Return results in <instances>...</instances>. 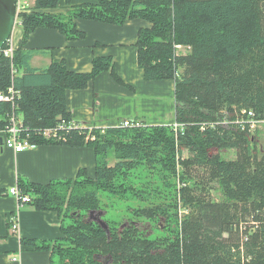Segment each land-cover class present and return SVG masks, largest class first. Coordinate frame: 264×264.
Returning <instances> with one entry per match:
<instances>
[{
  "label": "trees",
  "instance_id": "1",
  "mask_svg": "<svg viewBox=\"0 0 264 264\" xmlns=\"http://www.w3.org/2000/svg\"><path fill=\"white\" fill-rule=\"evenodd\" d=\"M58 2L34 0L31 12L20 16L12 62L0 53V92L11 86L19 92L13 106L0 101V131L15 113L30 142L90 147L96 168L92 176L80 170L72 181L17 182L35 210L55 211L61 222L60 239H22L21 245L50 251L49 264H264V147L257 152L259 125L249 131L248 124L264 121V0H92L65 15L52 13ZM79 19L149 24L138 32V65L146 81L174 82L177 135L171 126L59 129L71 121L67 91L85 89L103 72L120 82L110 56L93 59L89 73L70 71L61 60L42 70L30 66L35 53L24 46L35 30L81 39ZM176 45L188 51L177 54ZM45 129H58L63 138L44 139ZM223 150H234L235 158H221ZM177 155L181 179L192 181L191 168L205 170L223 199L177 201L169 187ZM109 197L137 205L117 209L103 202ZM177 203L187 211L183 217ZM94 213L107 230L91 220Z\"/></svg>",
  "mask_w": 264,
  "mask_h": 264
},
{
  "label": "crops",
  "instance_id": "2",
  "mask_svg": "<svg viewBox=\"0 0 264 264\" xmlns=\"http://www.w3.org/2000/svg\"><path fill=\"white\" fill-rule=\"evenodd\" d=\"M29 4L31 0H28ZM92 0H60L52 13L66 14L72 7ZM31 5H33L31 3ZM81 39H67L55 30L37 29L24 46L34 52L33 69L42 70L54 61H63L70 71L89 73L92 60L110 56L114 72H103L83 90L66 92L70 123L88 129L116 128L124 120H137L145 126L175 124L174 82H149L144 79L137 61L136 40L140 29L149 24L130 20L115 26L99 22L75 20ZM21 25L15 26L13 44L18 48ZM147 122V123H145ZM264 133V123L258 126ZM0 141L3 137L0 136ZM96 155L87 146L37 145L33 150L14 152L0 145V264H49L51 252L21 245L22 239L50 243L61 238L60 218L55 211H38L31 204L19 203L9 195L18 181L39 185L55 180H74L80 170L94 174ZM19 188V187H18ZM15 215L17 230L12 231L9 218Z\"/></svg>",
  "mask_w": 264,
  "mask_h": 264
},
{
  "label": "built area",
  "instance_id": "3",
  "mask_svg": "<svg viewBox=\"0 0 264 264\" xmlns=\"http://www.w3.org/2000/svg\"><path fill=\"white\" fill-rule=\"evenodd\" d=\"M14 2H15V17H13L14 18L13 30L15 26L20 25L21 23L20 16L24 13L25 14L29 13L32 10L31 8L32 5L29 4L28 0H14ZM12 31H11L10 38L7 40L6 44L3 45V48L0 49V53L2 54V56L10 60V62H12V58L16 50V46L13 44V40H12L13 39ZM177 48H179V46H176V49ZM15 72L16 70L14 68L12 69V65H11L12 76L16 74ZM18 96H19V92L14 90V87L11 86L6 91L0 92V101L1 103H8L13 106V104L15 103L14 101L15 98ZM243 113L246 114L247 119L252 117L251 112H243ZM262 123H264V121H261V122L251 121L250 123L248 121L249 131L255 130L257 125H260ZM71 125L73 124L68 123L67 125H65L64 122H61V126L59 127V129H63L65 127L70 128ZM144 126L145 125H143L141 122L137 120H124L119 124L118 127L119 128H140ZM179 126L180 124L178 125L175 123L171 127L173 128L175 132H177V130L180 129ZM57 130L58 129H45L44 131L42 130V138L47 139V140L54 139V140L59 141V139L63 137H60L58 135ZM0 136L3 137L2 142H3L4 147L14 152L15 155L25 150H33L37 147L35 143H32L29 141V136L28 134H26V129L23 127L22 118L20 115H17L15 113H11L8 116L6 128L0 131ZM8 193L12 197L18 199L21 205L29 204L31 202L30 197L28 195L23 194L18 187L10 188ZM9 225L12 231L17 230L18 224H17V219L15 215L10 216Z\"/></svg>",
  "mask_w": 264,
  "mask_h": 264
},
{
  "label": "rangeland",
  "instance_id": "4",
  "mask_svg": "<svg viewBox=\"0 0 264 264\" xmlns=\"http://www.w3.org/2000/svg\"><path fill=\"white\" fill-rule=\"evenodd\" d=\"M33 2L34 0H31L30 4ZM176 46L174 47V49H175V53L177 54H185L188 51V49L185 46H179V48L177 49H176ZM179 128L181 127L179 126ZM256 130H259V129H256ZM174 134L177 135V132L174 131ZM176 135H175V138H176ZM255 136H256V140H258L256 149H257V152L259 153L258 150L260 149V147L261 146L264 147V133L262 131H258L255 134ZM181 156H182L181 158H187L189 154L187 151H183ZM220 156L221 158L225 160H233L235 158V151L234 150H223V151H220ZM177 157L178 155L176 156L175 176L173 179H169V187H175L176 194H177V201L180 199L181 196H184L186 198L187 197H202L205 199H209V201L211 200L214 202H219L223 199V192L220 189L219 184L216 181L209 180V178L207 177L208 176L207 172L205 170H202L200 168H191V170H188L187 172V177L192 178V181H186L185 179L184 180L181 179V178H185V176L182 174L183 168L180 162L178 161ZM109 162H110L109 163L110 165L114 164V158L112 156ZM58 181H62V180H58ZM67 185L70 189L77 188L76 187L77 185L75 183H70ZM182 189H185L186 191L183 192ZM102 200L103 202H105V204H111V203L115 204L117 209L123 208L127 203L133 206L137 205V202L132 201V200L128 202L126 200H119V199L110 198V197L105 198V199L102 198ZM177 206H179L178 208L179 217L181 216L183 217V215L187 213V211H185L186 209L182 208L180 203H177ZM240 207L242 208V206ZM64 210L65 209L63 208L62 211L64 212ZM96 215L97 214L94 213L93 215L91 214L90 216L91 217L93 216L94 218H96L97 217ZM64 222H69V220L65 218Z\"/></svg>",
  "mask_w": 264,
  "mask_h": 264
},
{
  "label": "water",
  "instance_id": "5",
  "mask_svg": "<svg viewBox=\"0 0 264 264\" xmlns=\"http://www.w3.org/2000/svg\"><path fill=\"white\" fill-rule=\"evenodd\" d=\"M13 17H15L14 0H0V49L3 48V45L6 44L11 36V31L14 27ZM1 143L0 141V145ZM91 220L98 222L103 229L107 230L105 224L98 217H93Z\"/></svg>",
  "mask_w": 264,
  "mask_h": 264
},
{
  "label": "bare ground",
  "instance_id": "6",
  "mask_svg": "<svg viewBox=\"0 0 264 264\" xmlns=\"http://www.w3.org/2000/svg\"><path fill=\"white\" fill-rule=\"evenodd\" d=\"M24 126V125H23ZM50 140V139H49ZM54 140V139H53Z\"/></svg>",
  "mask_w": 264,
  "mask_h": 264
}]
</instances>
